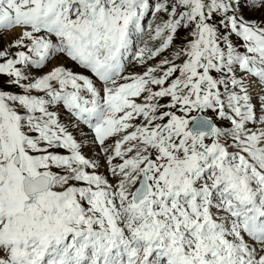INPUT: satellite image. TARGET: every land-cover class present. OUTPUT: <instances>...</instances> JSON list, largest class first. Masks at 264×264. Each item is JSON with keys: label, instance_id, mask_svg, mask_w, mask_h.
<instances>
[{"label": "snow or ice", "instance_id": "6c2138e0", "mask_svg": "<svg viewBox=\"0 0 264 264\" xmlns=\"http://www.w3.org/2000/svg\"><path fill=\"white\" fill-rule=\"evenodd\" d=\"M0 264H264V0H0Z\"/></svg>", "mask_w": 264, "mask_h": 264}]
</instances>
